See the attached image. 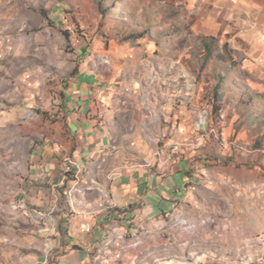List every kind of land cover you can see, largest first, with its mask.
Returning a JSON list of instances; mask_svg holds the SVG:
<instances>
[{
	"label": "clouds",
	"instance_id": "1",
	"mask_svg": "<svg viewBox=\"0 0 264 264\" xmlns=\"http://www.w3.org/2000/svg\"><path fill=\"white\" fill-rule=\"evenodd\" d=\"M147 2L116 0V7L110 9L118 13L113 27L101 31L122 40L126 37L119 26L131 24L161 47L158 33L169 29L174 57L181 48L187 53L197 46L195 33L204 30L202 23L212 22L213 30H227L229 44L239 47L241 53L264 48V0H175V7L174 0H155L163 11L153 19L149 9L144 13L147 19L141 18L137 23L132 18L135 8ZM65 3L77 5L79 0H64L55 13L51 11L53 0H27L30 9L17 7L13 0H0V264H67V256L71 255L69 232L73 236L81 234L73 240L84 248L80 264H119V259L126 264H152V256L161 251L170 257L163 264H264V115L255 123L234 116L233 122L247 135L225 138L222 142L220 116L215 110L209 113L207 106L202 110L205 121L191 130L164 123L165 119L170 121L168 113L176 107L190 104L194 115L201 111L194 103V95L189 97L174 90L172 95L179 103L174 102L171 109L166 105L156 107L153 98L152 108L161 113V120L145 127L141 109L151 110L144 99L150 94L148 80L136 71L125 77L113 70V79L127 78V88L113 89L114 95L107 105L99 100L100 95L107 94V85L96 88L98 124L90 122L86 135L85 130L73 133L69 121L61 120L60 130L53 136L58 147H46L49 159L35 164L36 169L42 170H34L31 149L35 146L32 133L36 122L27 114L33 106L44 107L42 86L46 79L55 91L59 77H69L71 85L81 75L77 52L69 47L75 36L64 41L55 64L47 61L48 55L56 53L50 22L60 15ZM112 3L113 0H103V6ZM173 10L176 16L170 14ZM216 17H220L219 24L214 23ZM193 23L195 29L190 27ZM57 31H62L59 25ZM85 31L91 39L90 30ZM110 60L113 65L120 63L114 57ZM137 63L152 73L162 72L160 62L151 54L146 61L125 60L121 69H134ZM170 79L166 77L164 82ZM169 86L183 89L178 80ZM85 93L87 88L82 96ZM34 96L39 97V102ZM94 114L95 111L90 116ZM43 119L41 113L38 120ZM48 127L51 129V125ZM105 136L107 144L103 142ZM141 145L144 150L137 151ZM194 151L197 156L209 158L207 175L201 176L202 167L193 165L196 176L191 183L180 186L187 193L173 197L171 192L180 189L171 180L162 181L160 176L167 175L165 168L174 163L173 153L177 158L182 153L191 160ZM158 155L167 159L161 161ZM73 168L81 177L79 199L74 204L65 196L57 207V197L42 193L34 181L43 178L51 183L59 177L63 185ZM122 169L129 181L126 191L124 186H114ZM133 171L139 175H131ZM153 178L155 186L151 183ZM117 198L124 202L123 207H111ZM174 202L182 210L179 215L165 211ZM153 205L159 212L142 210ZM52 208L60 213L57 221L64 217L65 231H60L59 225L49 226L52 222L48 212ZM97 211L109 217L108 225L101 222L103 239H99L101 232L96 228ZM129 211L136 217L135 223L128 220V225H123L126 217H113L114 213ZM84 223L91 230L82 227ZM129 225L135 231L125 241Z\"/></svg>",
	"mask_w": 264,
	"mask_h": 264
},
{
	"label": "crops",
	"instance_id": "2",
	"mask_svg": "<svg viewBox=\"0 0 264 264\" xmlns=\"http://www.w3.org/2000/svg\"><path fill=\"white\" fill-rule=\"evenodd\" d=\"M174 0V7H175ZM211 7V6H210ZM150 9V16L154 19L157 14L163 11L161 7L155 4V0L151 4V0H148L147 4L139 7V12L142 13L141 16H144V13ZM187 9H185V12ZM172 16H176L177 12L173 10L170 13ZM205 21H208V17L204 18ZM220 17H216L214 23L219 24ZM191 29H195V23L191 24ZM201 27L204 29L203 31H197L195 33L196 38L198 40V49L199 54L198 57H192L189 54H181L178 56H166L161 57L156 55V50L160 48H170L171 44V35L170 30L165 29L162 32L158 33L159 38L164 37V42L162 45L157 44L156 40L146 37L135 42V46H131L130 44L123 43L122 46H116V50H112L109 54V66L105 67L102 73H100L99 67H96L93 70H89L86 66L84 68H80L81 75L78 77V81H74L71 85L66 84V87L63 88V99L62 106L58 108L56 121L52 123L53 133L51 136L45 138V140L35 148L31 155L34 159L33 168L36 171H40L42 169H36L35 164L40 163V161L49 159V154L45 153V148L58 147L57 144L53 142V136L60 130V121H69V128L73 133H77L80 130H85V134L87 135V130L89 128L90 122L93 125H97V115H99V106L94 102L95 97V89L101 88L103 89L105 85H107L108 92L106 95H100L99 100L104 105H107L112 96L114 95L113 89L115 90H124L127 88L128 80L127 78L121 79L120 76H116L115 79L112 78L110 74L111 71L121 72L125 77H130L133 71L138 72V66L141 64L137 63L134 69L129 68L127 71L121 69V63L125 60H133L135 58L137 61L139 60H148L149 54L155 57L160 64H163L165 67V72L163 74H154L152 72L142 73L145 78L149 81H159L164 80L166 77H170V81L164 84V87L160 85V83L149 85V93L146 94L144 99L149 102V108L141 109L144 113V126L151 127L152 124L160 122L161 113L156 111L155 108H152V101L154 98V102L156 107L160 105H166L171 109V105L175 103H179L177 98L172 95V92L175 90L177 92L182 91L187 96H195L194 103H197L200 112L195 115L192 112V105L186 104L183 108L176 107L175 109H171L168 113L170 117V121L165 119L164 123L169 124L171 126L174 124L179 129L183 130L186 127L190 130L197 125L203 123L205 121L203 115V109L207 106L208 101L211 103L207 108H211V112L213 111V107H217V104L223 103V107L219 105L218 114L220 116L219 122H223L221 117H224V112L227 114L230 110L234 112V114L240 110L241 106H250L245 104H239L238 101L230 102L227 100L229 97H234L235 91H238L240 94H236L235 97H252L254 96V91L258 92V86H261L264 83V48H257L255 51H245L243 53L240 52L239 47H231L229 41L231 37L228 36L227 30H220L212 28V22L202 23ZM178 31V30H177ZM162 36V37H161ZM169 38V39H166ZM251 48V46H249ZM142 49L143 51H138ZM191 49V48H190ZM147 53V56L144 54ZM242 56L243 59L238 58ZM110 57H114L120 63L112 64ZM176 61L178 63H174ZM198 64L199 70L196 74L190 71L189 65L192 63ZM188 65V70L178 67V65ZM174 65L177 68H174ZM114 66L116 67L115 69ZM140 73V72H139ZM104 74V79L98 80L99 75ZM200 74V75H199ZM224 79L226 82L233 81L235 79L242 81L249 87L246 90L239 89L233 85L231 82L232 89L223 87ZM115 80H121V87L117 88V84L113 83ZM179 81L183 84V89L174 88L169 86V84H175L176 81ZM100 83L97 84L96 82ZM123 81V82H122ZM113 84V85H112ZM112 85V86H111ZM242 85V84H237ZM71 88V91H70ZM84 88H87V93L82 96V91ZM250 90V91H249ZM244 91V92H243ZM249 92V94H248ZM211 99L209 100V98ZM222 98V99H221ZM227 101V102H226ZM253 101V100H252ZM251 101V102H252ZM230 102V103H229ZM225 103H229V105L225 108ZM213 105V106H212ZM94 115L90 116V113ZM62 114V115H61ZM233 114V115H234ZM236 116V114L234 115ZM233 117L226 118V126L232 127L233 125ZM198 130V129H197ZM103 142L105 144L108 143V139L105 136L103 138ZM159 143V142H158ZM143 146H138L137 151H143ZM158 159L164 161L167 157L157 156ZM202 154L197 156L195 151L193 152L191 160L186 158L182 153L177 158V155L173 153L172 160L174 163L170 164L165 168L167 175L160 176L162 181L171 180L175 188L180 189L179 191H172L171 196L179 197L182 194L187 193V189L181 188L180 186L184 183H191L192 179L196 176V167L193 165L201 166L202 171L200 173L201 176L207 175V163ZM155 171V169H153ZM83 175V173H82ZM131 175L137 176L139 175L136 172H132ZM52 179V178H49ZM80 173L77 169L73 168L70 173L67 174L65 183L60 185V178L57 177L52 179V182L49 183L48 180L43 178H39L34 181L37 188L42 193H47L49 197L56 196L57 197V207H59V202L65 196V200L72 199L74 204L77 202L75 200L79 199V194L82 190V185L80 184ZM110 183H113L110 181ZM147 183V182H145ZM152 185L155 186L156 180L155 178L151 181ZM129 181L124 176L123 169L121 170V175L115 180L114 186L119 188L120 186H124L125 191L127 190V185ZM41 185H43L41 187ZM139 186L137 187V191H139ZM111 198V196L109 197ZM124 206V202L119 200L118 198L111 205L114 208H121ZM146 213H150L152 211L159 212V209L153 205L152 207H145L142 209ZM179 209V205L175 202L171 205L166 206L165 211L173 214L177 213ZM60 215L57 212L56 208H52L51 211L48 212V216L51 220L50 227H54L59 225L60 231H65L63 228V224L66 222L64 217L61 216L59 221L56 220V216ZM74 215V213H73ZM123 216L126 217L123 219L122 224L128 225V220H132L133 223L136 222V217L129 211L126 213H114L113 217ZM97 217L99 218L97 221L96 228L101 232V236L99 239H103V228L101 227V222L103 225L109 224V217L107 215L101 216L100 212L97 211ZM153 223H157L153 221ZM87 224V223H84ZM139 227V225H137ZM91 230V228H90ZM135 229L130 225L128 226V230L124 233V240L128 241L130 239V235L134 232ZM81 234L77 233L76 236H73L71 232H69L68 236V244H70L71 255L67 256V264H80V261L83 259L84 248L80 243H74L73 240H78ZM67 246V245H66ZM93 252H95V248H93ZM119 264H126L124 259H119Z\"/></svg>",
	"mask_w": 264,
	"mask_h": 264
},
{
	"label": "rangeland",
	"instance_id": "3",
	"mask_svg": "<svg viewBox=\"0 0 264 264\" xmlns=\"http://www.w3.org/2000/svg\"><path fill=\"white\" fill-rule=\"evenodd\" d=\"M13 3L17 5V7H20L23 5L26 8H31V5L27 4V0H13ZM64 3V0H53V5L51 11L55 13L60 9V4ZM133 3H135V0H133ZM116 0H113L112 4H109L107 6H103V0H79V3L77 5H69L65 3V6L63 10L61 11L60 15L55 16L54 19L50 22V35L53 40V44L56 49V53L48 55L47 61L55 64L59 60V53L64 48V41L72 36H75L76 39L71 42L69 45L70 49L72 51L77 52V60L79 62V67L84 68L85 66L89 70H93L96 67H99L100 73L104 70L105 67L109 66V54L112 50H116V46L121 45L123 43L130 44L131 46H135V42L142 38H146L148 36H145L143 34H140L138 30H134L133 26L131 24L126 25H120V30L125 33V37L122 40H116L112 36L106 35V32L101 31V29H110L113 27V20L118 13L110 11V9H114L116 7ZM123 2H121V10H123ZM136 13H139V16L136 15ZM142 13L139 12V7L135 8V12L133 13V20L137 23L140 21L141 18H144L145 20L147 17L141 16ZM61 16L64 18L61 19ZM57 25H59V28L62 29V31H57ZM65 25H68L67 27H64ZM86 29L90 30L91 33V39H89L88 33H86ZM159 36V35H158ZM162 37V36H161ZM159 38L162 42H164L165 39ZM169 39V38H166ZM81 40H87L88 43H80ZM159 45V44H158ZM170 48L164 49L160 48L156 50V55H159L161 57L171 56ZM181 54H189L192 57H198L199 49L197 46L194 48H191L188 50L187 53L183 51V48L176 51L175 57L178 56V58L181 56ZM144 56H147V53L144 54ZM189 65V64H188ZM188 65L185 64V69L188 70ZM162 72L161 73H154V74H163L165 72V67L163 64H160ZM178 67H180L178 65ZM190 71L195 74V77H197L198 74H196L199 70L198 64L192 63L189 65ZM116 67L114 66L113 69ZM174 68H177L176 65H174ZM138 72L140 73H149L151 72L145 65L138 66ZM41 75H44L41 71ZM21 75H23L21 73ZM200 75V74H199ZM98 80L104 79V74L99 75ZM60 83L55 91L51 89V81L45 80V85L42 86V95L45 97L43 100L44 107L42 109L36 108L33 106V109L30 110V112L27 114L29 118H31L33 121L36 122V127L33 128V135L36 137V140L34 142L35 146L32 147V151L37 148L39 144H41L45 138L52 135L54 129L52 126V123L56 121L57 111L52 112L51 109L55 108L58 110L60 106H62V99H63V88L66 87V84H68L69 77H59ZM23 82V81H22ZM123 82V81H122ZM160 83L162 87H164V80L159 81H149V85ZM231 82H233V85L239 89L246 90L249 86L243 83L240 80H233L226 82V79H224L223 87L232 89L233 86H231ZM29 83H31V77H29ZM113 83L117 84V88L121 87V80H115ZM242 84V85H237ZM113 85V84H112ZM111 85V86H112ZM258 92L254 91V96L252 97H235L236 94H240L238 91H235L234 97H229L227 100L230 102L232 101H238L239 104H245L250 106H241L240 110L236 112V116L241 117L244 121L255 123L256 120L260 118V115H264V83H262L261 86H258ZM250 91V90H249ZM244 92V91H243ZM249 94V92H248ZM33 99L37 100L39 102V97L34 96ZM211 97L209 98V100ZM222 99V98H221ZM253 100V101H252ZM252 101V102H251ZM227 102V101H226ZM229 102V103H230ZM209 104H211L208 101ZM229 103H225V108L229 105ZM234 102H232L233 104ZM207 104V107H209ZM221 108L223 107V103L219 104ZM213 106V105H212ZM209 113L211 112V108H208ZM43 113L44 119L42 122L38 120V117L40 114ZM225 119L233 117L235 114L231 110L225 114L223 113ZM234 114V115H233ZM204 118L205 114L203 113ZM224 117H221L223 122H219L220 128L219 133L221 137V141L225 138L231 140L234 139L237 135H247L245 132H242L240 128L237 127L235 123H233L232 127L226 126V120ZM216 124V121L213 120V125ZM49 125H51V129H49ZM242 128V125H241ZM228 145H225L227 147ZM159 158V157H157ZM208 159L205 158L206 163L208 164ZM182 210H178L177 213L173 215H179ZM141 231L143 229L141 228ZM139 247V246H138ZM170 259L164 252H160L159 254L152 256V264H163L165 260ZM220 264H223V262H220ZM254 264H259V261H254Z\"/></svg>",
	"mask_w": 264,
	"mask_h": 264
},
{
	"label": "trees",
	"instance_id": "4",
	"mask_svg": "<svg viewBox=\"0 0 264 264\" xmlns=\"http://www.w3.org/2000/svg\"><path fill=\"white\" fill-rule=\"evenodd\" d=\"M212 110H215V112L218 114V110H219L218 107H213Z\"/></svg>",
	"mask_w": 264,
	"mask_h": 264
},
{
	"label": "built area",
	"instance_id": "5",
	"mask_svg": "<svg viewBox=\"0 0 264 264\" xmlns=\"http://www.w3.org/2000/svg\"><path fill=\"white\" fill-rule=\"evenodd\" d=\"M82 227H85L86 228L87 227V224H83Z\"/></svg>",
	"mask_w": 264,
	"mask_h": 264
},
{
	"label": "bare ground",
	"instance_id": "6",
	"mask_svg": "<svg viewBox=\"0 0 264 264\" xmlns=\"http://www.w3.org/2000/svg\"><path fill=\"white\" fill-rule=\"evenodd\" d=\"M86 228H89V230H90V227H89V225L87 224V227Z\"/></svg>",
	"mask_w": 264,
	"mask_h": 264
}]
</instances>
